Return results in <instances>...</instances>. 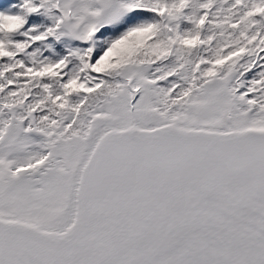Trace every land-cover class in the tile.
<instances>
[{
  "label": "snow or ice",
  "instance_id": "obj_1",
  "mask_svg": "<svg viewBox=\"0 0 264 264\" xmlns=\"http://www.w3.org/2000/svg\"><path fill=\"white\" fill-rule=\"evenodd\" d=\"M0 264H264V0H0Z\"/></svg>",
  "mask_w": 264,
  "mask_h": 264
}]
</instances>
